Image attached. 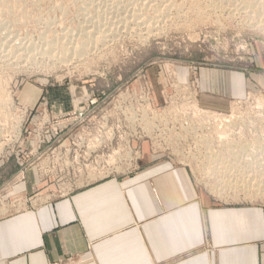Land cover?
Segmentation results:
<instances>
[{
	"label": "rangeland",
	"instance_id": "374dc122",
	"mask_svg": "<svg viewBox=\"0 0 264 264\" xmlns=\"http://www.w3.org/2000/svg\"><path fill=\"white\" fill-rule=\"evenodd\" d=\"M118 1L0 0V32L9 30L13 38L26 42L28 39L29 52L33 51L29 59L17 64L14 59L16 51L4 47L9 41L7 36H4L5 40L0 36V198L3 202L1 208L7 211L0 212V217L24 209L22 203H26L28 208L31 203L46 200L47 195H50L48 200L53 199L75 186L105 177L109 171L113 170V175L124 174L132 165L129 159L127 164H108L100 162L98 155L94 158L91 155H95L97 149L96 153L106 152L109 150L106 147L110 146L111 153L114 149L117 156L125 157L124 141L127 143L131 137L132 157L135 158L136 151L141 155L139 167L144 150L148 148L153 155L185 162L186 165L176 163L190 168L198 186L214 198L230 204L240 203L242 199L245 202L241 203L264 206L261 198L244 199L243 194L223 197L211 190V179L198 175L200 155L197 154L198 159L189 155L196 152L197 139L183 131L180 122L172 126L169 134L162 127L156 130L147 128L156 140L161 141L157 144L163 146L167 142L172 146L174 153L171 151V154L176 157L170 153H153V141L150 138L135 139L133 133L137 132L136 118L141 119L143 114L145 126L147 122L157 125L162 117L168 115L169 109L199 106L221 115L236 116V121L228 128L231 133L242 136L244 132L256 150L264 152V12L260 7L264 0L261 3L254 0L251 4L237 0L235 5L216 0H157L163 11L167 10L158 16L150 14L160 25L154 26L153 32L137 24L140 19L133 21L130 18L127 27H114L111 20L117 22L119 19L116 6L131 14L138 2ZM90 21H98L100 30L109 28L106 41H93L92 47L90 44L81 56L72 54L69 58L71 49L65 47L63 34L73 30L72 34L81 39L85 36L83 25ZM100 30L96 32L97 36L101 35ZM187 83L194 88V100L181 94L191 90ZM207 86L209 91L205 90ZM48 93L65 95L68 108L57 111L58 108L46 98ZM37 94H41V98L34 104ZM44 108L56 115L83 110L89 111L90 116L84 122H77L83 117L73 119L70 125L72 132L58 131L64 138L44 150L42 147L58 134L41 132L47 119V116L39 118ZM104 114L109 118L105 124L106 133L100 138L99 125ZM190 116L196 122L192 113L179 118L191 125ZM35 123L38 127L36 132ZM47 126L51 131L49 123ZM61 126L65 127L66 122ZM111 129L113 131L109 132ZM180 131L184 139L178 138ZM40 136L43 144L39 143ZM190 141L194 144H189ZM179 147L187 159L176 153ZM80 153L83 156L86 153V158L90 156L93 159L89 160L87 168L76 169L69 175L67 169L63 173L61 165L53 163L56 158ZM117 156L115 158H119ZM28 190L31 191L27 193Z\"/></svg>",
	"mask_w": 264,
	"mask_h": 264
},
{
	"label": "crops",
	"instance_id": "0c3cea01",
	"mask_svg": "<svg viewBox=\"0 0 264 264\" xmlns=\"http://www.w3.org/2000/svg\"><path fill=\"white\" fill-rule=\"evenodd\" d=\"M64 97L46 95L57 111ZM144 151L130 173L1 216L0 264H264V206L222 202L187 166Z\"/></svg>",
	"mask_w": 264,
	"mask_h": 264
},
{
	"label": "bare ground",
	"instance_id": "6f19581e",
	"mask_svg": "<svg viewBox=\"0 0 264 264\" xmlns=\"http://www.w3.org/2000/svg\"><path fill=\"white\" fill-rule=\"evenodd\" d=\"M137 1L138 2L135 4L136 6H134L135 8L134 9L132 8L133 11L132 12L130 11L131 14H128L127 11L125 13V11L122 8H118V6H116L117 7L116 12L118 13L119 19H117V22L111 20V22H113V26L115 25L114 27L117 26V27H119V29L121 27H127L128 23L130 21V18H132L133 21L140 19L139 21H136V23L141 25V27L143 26L146 30H148L150 32L152 31V29H154L153 28L154 26H156L157 24L159 25V22L157 20L153 21V19H155V17H153V16L151 17L150 14H154L155 16H158L162 13H165V11L167 9L165 11H163V9H162L163 7L161 6L159 1H157V0H148L146 2L144 0L143 1L137 0ZM163 1L166 2V0H163ZM163 1H162V4L165 3ZM216 1L219 3H225V2L231 3L232 2L234 5L236 3H238L237 0H216ZM238 1H240V0H238ZM253 1L254 0H244L243 3L244 4H249V3L251 4ZM261 1L262 0H260V3H261ZM232 3H231V5H232ZM213 4H214V6H216L215 3H213ZM164 6H166V5L164 4ZM179 6H180V8L182 7L181 5H178V8H179ZM218 6H220V5H218ZM241 7H243V6H241ZM257 7H259V5H257ZM260 7H261V12H264V5L262 4ZM168 8H170V7H168ZM245 8H246V6H245ZM172 9H173V7H172ZM181 9L183 10V8H181ZM213 10H214V7H213ZM217 10H218V7H217ZM168 11L166 13L167 15H168ZM200 11H201V9H200ZM220 11H221V9H220ZM170 13L171 12H169V14ZM255 13L257 14V12H255ZM113 15H114V13H113ZM167 15H165V16H167ZM238 15H240V14H238ZM253 15H251V16H253ZM161 17H159V18H161ZM163 17H164V14H163ZM150 18H151V20H150ZM242 18H243V16H242ZM247 21H248V19H247ZM252 21H253V18H252ZM156 22H158V23H156ZM246 23H248V22H246ZM253 24H254V22H253ZM104 25H102V26H104ZM249 25L251 26V23ZM256 25H258V24H256ZM83 26L85 27V36L81 39H78L77 35H75V33L72 34L73 30L68 31V32L63 34V38L66 39L65 47L71 49L68 56L72 55V54H74L73 56H75V55L81 56L90 47V44L92 47L93 41L94 42H98L99 40L104 41L105 38L109 35L107 33V30L109 28L105 27L106 29L100 30L101 26H100V23L98 21H90L88 24H85ZM108 26H110V25H108ZM4 27H6V26H4ZM157 27H155V28H157ZM98 30H100V32H99V33H101L100 36L96 35L97 34L96 32ZM1 31H3V29ZM10 33L11 32L9 30L8 31L6 30L5 32H0V36H2L4 40L6 39V38H4V36L5 37L7 36V39L9 40L8 43L6 42L7 46H5L6 44H4V47H7V49H9L11 51H16V55L14 56L15 57L14 59L17 61V64H18V62L20 63V61H24V60L29 59L32 56L31 53H33V51L31 53L29 52V48L31 46L30 47L28 46V44H29L28 39L26 38L27 42H26V40L20 41V40H22L21 38L19 40L17 39L18 37L13 38V36H11ZM141 34H142V32H141ZM14 39H16V40H14ZM100 44H102V43H100ZM42 49H43V47H42ZM42 49L40 48L41 51H42ZM46 49L47 48H45V51L47 52L48 49L47 50ZM41 53L43 54L44 51ZM12 56H13V54H12ZM56 56H57V54H56ZM48 57H50V56H48ZM66 57H67V55H66ZM69 58H70V56H69ZM188 103L191 105L190 102H186L187 105H189ZM184 106H185V104H184ZM191 109L192 108L186 109V107H180V108L178 107L175 110L169 109L168 115L162 117L159 124L157 123V125H154L152 123L153 125H150L149 122H147L146 127L151 128L152 130H156V128L162 127V128H165V130H167V133H171L172 126H175L177 122H180V124L183 128L182 130L186 131L190 135H194L197 139L196 146H195L196 152L195 153L190 152L189 155H193L197 159H198L197 154L200 155L199 159L197 161L200 163V166H201L198 169V175L202 178L207 177L208 179H211V182H210L211 183V185H210L211 190L219 193L220 196L226 195V196L232 197L234 194L235 197H238L239 195L241 196V194H243L244 199L261 198L262 201H264V152H259L258 150H256V147H254V145L251 142L252 140L247 138L246 135H244V132L242 133V136H239L238 133H236V134L231 133L232 130H230L228 128H230L231 125H233V122L236 121L237 117L235 116L236 117L235 118L233 114H232L233 116L232 115L229 116V115H225V114L221 115V114H218L217 112H213V111H207V110L202 109L199 106H195L194 109H192V112H190ZM190 113H192L193 116L197 119L196 122H194L195 120H193V118H191V116H190L189 118L193 122L191 125L188 123V121L186 122V121L179 118L180 116L182 117L183 115H186L188 117V114H190ZM235 114H236V112H235ZM19 124L20 123H18V126H19ZM181 131H180V134L178 135V138L184 139V137L181 135L182 134ZM109 134L111 135L112 133H109ZM108 138L110 139V136ZM111 138H112V136H111ZM216 142H218V143H216ZM127 143H129V140L127 141ZM127 143H126V145H127ZM260 144H261V142H260ZM176 153L180 157H182L183 159L184 158L187 159L186 154L181 150L180 147H179V149L176 150ZM125 156L127 157V160L128 159H129V161L131 159L133 160V158H132L133 149L132 148L129 149L127 151V153L125 154ZM200 158H203V159H200ZM115 161L116 160L112 159V160H110L109 163L110 164L116 163ZM129 161H128V163H129ZM122 163H125V162L122 161ZM118 169H119V167H118ZM109 170H111V169H108V171ZM105 177H108V176L106 175ZM101 178H104V177H101ZM94 181H96V180H94ZM94 181H91V182H94ZM228 190H230V191H228ZM223 192H225V193H223ZM49 197H50V195H47L45 197V199H48ZM240 200H241L240 202H245L244 200L242 201V199H240ZM254 200H256V199H254ZM22 204L24 205L25 208H27L26 203H22ZM261 204L264 205V202H262ZM1 206H3V202L0 198V212H3V213H4V211L7 212L6 209L5 208L2 209ZM4 207H6V206H4Z\"/></svg>",
	"mask_w": 264,
	"mask_h": 264
},
{
	"label": "built area",
	"instance_id": "2783aa9c",
	"mask_svg": "<svg viewBox=\"0 0 264 264\" xmlns=\"http://www.w3.org/2000/svg\"><path fill=\"white\" fill-rule=\"evenodd\" d=\"M176 81H175V83H176ZM175 83L173 85H175ZM187 84H189V83H187ZM189 85L191 86V90L190 91H183L181 94H183L184 97L187 98V99H189V100H194L196 98V93L194 91V88H193L192 84H189ZM50 111L52 112V110H50L48 108H44L43 109L42 116L41 117L39 116V118H42V119H44L45 116H47V119L44 121L45 124L42 126L41 132L42 133L43 132H47V133L55 132V133H58V134H57V136H54L53 138H51L50 141H49V143L46 146L42 147L43 149L44 148L46 149V148L50 147L56 141L62 140V138H64V136H61L59 134H61V133H65L66 134V132L67 133L68 132H72V129L73 128L70 125H71L73 119H79L80 117H83V118L79 119L77 122H82V121L84 122L85 119H87L90 116V114H88L89 111H83V110L78 111V112H72V113H63V112H60L58 115L51 114ZM140 117H141V119L140 118H136V120H135V129L137 131V132H133L135 139L150 138L153 141L152 142V151H153V153H170L171 154V151H172V148L171 147L172 146L168 145L167 142H164L163 143V146H161V144H157L160 140L159 139L156 140L155 137H154V135H152L149 132L150 130H148L147 127L145 126V123H144V114H143V116L141 115ZM108 118H109V116H107V115H104L102 117L103 121L99 125V132L101 133V135H99L100 138H103V135H105V133H106L105 132V128L107 127V125H105V124L108 123ZM138 119L140 120L139 123H138ZM64 122H66V126L65 127H62L61 126V123H64ZM68 122H69V125L67 126V123ZM100 122L101 121H99V123ZM48 123L50 124V128L52 129L51 131L50 130H47L49 128V126H47ZM129 123H130V121H129ZM131 127L132 126L130 125V128ZM34 129H35V132L38 130V127H37V124L36 123H35ZM112 129H114V128H112ZM112 129L109 132L113 131ZM58 131L61 132V133H59ZM84 132L87 133V131L85 129H84ZM131 132H132V128H131ZM76 137L77 136H75V138ZM132 138L133 137H131L129 139V143L127 145H126V142L124 141V143H125L124 150L126 152L133 147V144L131 143L133 141ZM39 143H42V144L44 143L42 141V137L41 136H40V139H39ZM160 143H161V141H160ZM189 144L193 145L194 143H193V141H190ZM75 146L78 147L77 144H75ZM39 147L41 148V146H39ZM106 148L109 149L107 151H110V152H107L106 151V152H101V154H99V153H96L97 150H98L97 149L94 152L95 155H91V156H93V158H94L95 156L98 155L100 157V162H104V163H109L110 160H112V159L116 160V163L119 162V163L122 164V161L125 162V164L128 163L126 156L125 157H121L119 154L117 156V154H115V150L114 149L112 150V153H111V150H110L111 147L110 146H107ZM77 150L78 149H76L75 151H77ZM41 153H42V151H41ZM85 155H86V153H85ZM85 155L83 156L80 153V155L79 154L78 155H73L71 157L62 156L61 158H56L53 163L56 164V165L57 164L58 165H61V167H62L61 168V171L63 173H64L65 169H67V171L70 172V173H68V175H69V174H71V171H75L76 169H81L83 167H86V168L88 167V164L90 163L89 160L90 159H93V158H91L90 156H88L86 158ZM171 155L174 156L173 154H171ZM115 156H117L119 158H115ZM140 157H141L140 153L136 151L135 158L132 157L133 160L132 159L130 160V164H132L131 167H128L126 169V171L124 172V174L130 173V172H132V171H134V170H136V169L139 168L138 161H139ZM174 157H176V156H174ZM175 161L177 163H181V164H185L186 165L185 162H181V161H178V160H175ZM113 174H114V172L112 170V171H110L107 174V176H110V175L113 176ZM83 185H85V184H83ZM77 187H79V186H75L73 189H75ZM73 189H69L66 192H62L58 196L65 195V194L69 193L70 191H72ZM31 205H33V203H31ZM52 264H75V262H74L73 258L67 257V258L61 259V260H59L57 262H53Z\"/></svg>",
	"mask_w": 264,
	"mask_h": 264
}]
</instances>
